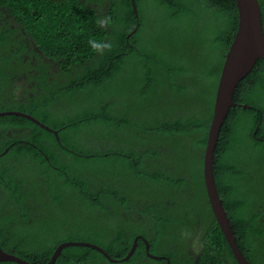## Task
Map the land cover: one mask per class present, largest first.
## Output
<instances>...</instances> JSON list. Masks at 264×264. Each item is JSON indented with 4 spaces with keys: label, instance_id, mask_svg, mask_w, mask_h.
I'll return each mask as SVG.
<instances>
[{
    "label": "trees",
    "instance_id": "obj_1",
    "mask_svg": "<svg viewBox=\"0 0 264 264\" xmlns=\"http://www.w3.org/2000/svg\"><path fill=\"white\" fill-rule=\"evenodd\" d=\"M69 1L2 0L21 25L5 24L19 34L21 53L29 59L46 55L57 67L47 78L40 69L38 84L51 79L42 82L41 94L40 85L22 89L8 83L11 67L2 69L0 90L13 88V100L0 103V112L29 113L51 131L21 116H0V126L10 118L23 129L19 135L28 143L20 151L39 160L41 176L15 183L13 167L0 158V187L8 188L0 196V248L29 264H46L59 244L86 241L120 259L142 236L151 252L162 243L176 247L164 252L173 261L187 253L192 238L199 262L206 256L220 264L226 257L238 264L211 212L203 179L215 90L238 24L235 0H117L109 1L108 11V0H101L103 11L88 7L82 26L77 1ZM258 1L264 33V0ZM44 5L55 8L42 14ZM117 18L124 21L120 31ZM133 29L130 48L123 38ZM120 38L113 66L107 49ZM104 40L103 55L97 56ZM233 100L214 150V179L240 251L251 264H264V60L237 84ZM6 178L10 185H1ZM37 185H51L49 194L59 187L55 194L63 199L41 213L43 220L19 217L33 211V195L47 197ZM186 196L195 205L184 207ZM137 243L118 264H153L144 241ZM91 263L115 264L81 246L64 248L54 264Z\"/></svg>",
    "mask_w": 264,
    "mask_h": 264
},
{
    "label": "flooded vegetation",
    "instance_id": "obj_2",
    "mask_svg": "<svg viewBox=\"0 0 264 264\" xmlns=\"http://www.w3.org/2000/svg\"><path fill=\"white\" fill-rule=\"evenodd\" d=\"M72 1H76V0H72ZM109 1L117 2V0H108V1L104 2L105 3L104 9L106 11H108V9H110L112 6L109 3ZM77 2L80 4V6H78L75 3L74 4L78 8V11L81 12V15L78 14V11H75V12L77 13V15H79L78 18L82 19V22L80 23L79 26L83 25V21L88 17V15L90 16V14L87 12L88 7H93L94 9L96 8L97 11L98 10L103 11L102 5L104 3L101 0H77ZM132 6H133L132 7L133 12L137 13V9L135 8V5L133 3H132ZM69 8L72 11H74L71 7H69ZM115 21L118 22L117 31H120L123 28H125V26L123 24L124 21L119 20L118 18ZM6 23H11V25H15V26L20 27V24H18L16 22V20L13 16V13L10 11L9 8H7L5 5H3L2 0H0V25H2V27L0 28V73H1L0 77L3 76V74H2L3 67L8 65L9 67H11L7 71L8 74L10 75L8 78H6V79H8V83L13 81L17 84L16 87L22 86V89L31 88V86H35V85L37 87L38 85H40V89H41L40 94H41L42 93V86H41L42 82L43 81H50L51 79H45V80L40 79L39 84H38V79L40 78L39 75H41L40 69L42 68L44 70V74H45L46 78L49 77L50 75L52 76L53 72L56 70L57 62L55 61V59H50L46 55H43L40 58H33V59H29L27 55H23V53H21V49H19L20 45H21V42L18 40V38L20 37L19 34H17V33L14 34L12 32H8V30L5 26ZM12 28H13V26L10 27V29H12ZM179 29L182 31L185 30L184 24L180 25ZM6 32H8V34H6ZM112 35L114 36V34H112ZM29 41H30L31 45H33L36 49H38V45L35 42V40L30 39ZM112 41H110L111 45L116 44L119 40L114 41L113 43H112ZM106 43H107L106 40L102 41L101 46L98 48V50L100 51L103 47H105ZM15 51H17V53H15ZM98 53L99 52H97V54ZM95 58H97V57H95ZM26 61H33L31 63V66H32L31 68H26L23 66V64ZM42 62H45V65L43 67H42ZM91 65H94V64H90V66ZM3 78H4V76H3ZM12 89L13 88H4L3 87L0 90V97H1L0 103H3V105H4V103L6 101L13 100L12 96H11V93H13ZM3 94H7V96L6 97L2 96ZM31 95H32V93H30V96ZM19 99L23 101V99L20 96H19ZM243 106L247 107V105H243ZM18 107H20V106H18ZM17 112H21L22 114L29 115V113H26L23 111H17ZM14 116H17V115H14ZM17 129L18 128L14 127L13 123H11L10 118H6L5 122L2 123V125L0 126V140H1V142H0V158H2V159L5 158L7 163L13 167L12 180L15 183L19 182V181H23V180H25L27 182L29 179L34 178V177H40L41 178L39 172L36 171V167L38 166L39 160H34L32 158L31 153H29V152L20 151L22 143L26 144L28 142L22 137V135H19V133L23 129L22 128L20 130H17ZM56 138L58 140V136ZM43 143L47 144L45 141H43ZM46 147H53V145L46 146ZM40 151L43 155L46 156V154L44 153V152H46L44 150V148H41ZM1 185H10L9 179L8 178L2 179ZM50 186L51 185H48V186L47 185H37V188L41 192H43V194L47 195V197L43 198V200H40V198L33 195L30 199V202H29L31 205L30 207L32 208L33 211H31V212L22 211L21 213H19V217L23 218V216H25V217H28L29 220H31V218H38L40 220H43L45 218V216H43L41 213L44 210H53L55 208V200L57 198L63 199L62 197H59L55 194V191H57L59 187L55 188L52 194H49L48 189ZM88 186L90 188H92L93 185H88ZM191 187H192L191 189H196V185H191ZM257 190L259 192V189H257ZM7 191H8V188L5 189V188H3V186H1L0 187V196L3 197V195L6 194ZM50 191H52V190L50 189ZM74 191L78 194V192L76 190H74ZM255 195H257V194H255ZM48 196H50V198H48ZM180 199L182 200L183 197H180ZM182 203H184V207H188L189 203L195 205L194 201L192 199H190L188 196L184 197V201ZM16 205L18 206L19 204H16ZM66 205H68V204L66 203ZM189 208H191V207H189ZM170 210L172 212L175 211V212H178L179 214H181L180 209L174 210L171 208ZM170 210H168V211H170ZM193 210L194 209L191 208V212ZM192 214L194 216H196L198 214V211H194ZM236 235H238V237L240 235L238 230L236 231ZM137 237L141 238L144 241V243L146 245L145 246L146 255L151 259V261H153V264H211V262H212L211 257H206V256H205L204 260L199 262L198 256L200 257L201 255L197 253V245L192 238H190L186 241L187 253H183L182 256L175 257L176 260L172 261L171 256H173V255L167 256L164 252L166 251V248L169 251L170 249H176V247L173 248L172 245L169 244V248H168L167 246H165V243H162V244H160L161 246H157L155 249L153 247L155 252H151L150 251L151 244H149L147 239L142 237V236H137ZM66 242H86V241H66ZM117 242L119 244L125 243V241H117ZM117 242H115V243H117ZM88 243H90V242H88ZM202 243H204V240H202ZM92 244H94V243H92ZM136 245L138 246V243H136ZM137 246H136V248H137ZM136 248H135V250H136ZM130 249H132V246ZM130 249H129V251H130ZM102 250L109 256V254L106 252L105 249H102ZM199 251H200V249H199ZM128 252H127V254H128ZM133 252H135V251H133ZM99 254L103 255L101 253H99ZM127 254H126V256H127ZM103 256L105 257V255H103ZM124 259H125L124 257H122L120 259H117V258L112 259L113 261L111 263L118 264V262L122 263V262H125L128 260V259H126V260H124ZM263 260H264V251H263ZM217 262H219L220 264H231L230 262H228L226 257H220L219 261H217ZM91 264H93V263H91ZM101 264H109V263H101Z\"/></svg>",
    "mask_w": 264,
    "mask_h": 264
},
{
    "label": "water",
    "instance_id": "obj_3",
    "mask_svg": "<svg viewBox=\"0 0 264 264\" xmlns=\"http://www.w3.org/2000/svg\"><path fill=\"white\" fill-rule=\"evenodd\" d=\"M238 12V24L235 35L230 43L222 68L218 77L217 87L215 90L212 117L209 123L207 140L204 150L203 160V179L207 191L208 200L213 216L222 232L225 240L229 244L236 260L239 264H247L235 245L232 229L223 209L221 199L218 195L213 172L214 150L218 140V135L222 125L225 122L227 113L235 104L233 95L237 84L252 71L258 59L264 60V33L262 28L261 9L258 0H235ZM246 107V106H243ZM17 115L24 117L46 130L49 127L41 124L38 120L30 115L22 114L17 111H3L0 116ZM57 137V132L54 131ZM81 246L89 247L100 253H103L110 261L106 253L96 245L85 242H64L56 247L49 261L46 264H54L60 256L62 250L66 247ZM135 243L126 259L134 251ZM14 262L17 264H29L25 260L6 253L0 248V262Z\"/></svg>",
    "mask_w": 264,
    "mask_h": 264
},
{
    "label": "bare ground",
    "instance_id": "obj_4",
    "mask_svg": "<svg viewBox=\"0 0 264 264\" xmlns=\"http://www.w3.org/2000/svg\"><path fill=\"white\" fill-rule=\"evenodd\" d=\"M77 1V0H76ZM259 2V1H258ZM76 4H78V2L76 3ZM260 4V3H259ZM136 8V7H135ZM260 9H261V5H260ZM261 17H262V10H261ZM263 28V27H262ZM136 33V30L135 29H133L132 30V32H130V33H126L125 35H124V38L123 39H126L127 38V41H126V43H124V44H126V45H128V46H130V48L133 46L132 45V42H130V37L129 36H131V35H133V34H135ZM140 34H143V35H145L146 37H148L149 36V33H147V32H141ZM129 37V38H128ZM122 41V38H120L119 39V41L116 43V44H113V45H110V46H112V48H111V50H109V48L107 49V51H108V54H107V62L109 61V62H112L113 63V66H115L116 65V62H117V52H118V48H119V44H120V42ZM122 47H123V45H122ZM103 48H105V47H103ZM102 50V49H101ZM100 50V51H101ZM99 51V53L97 54V56L98 55H103L101 52ZM114 51H117L116 53L114 52ZM107 64V63H106ZM123 69H124V66L122 67ZM213 110V109H212ZM227 115H228V113H227ZM227 117V116H226ZM226 120V119H225ZM219 136V135H218ZM217 144V143H216ZM206 145V144H205ZM204 150H205V148H204ZM203 160H204V156H203ZM213 164H214V158H213ZM204 186H205V183H204ZM205 190H206V187H205ZM206 193H207V191H206ZM208 197V196H207ZM222 202V201H221ZM210 204V203H209ZM222 206H223V204H222ZM211 208V207H210ZM224 209V208H223ZM225 210V209H224ZM211 212H212V210H211ZM226 212V211H225ZM226 217H227V212H226ZM227 219H228V217H227ZM228 221H229V224H230V220L228 219ZM230 226H231V224H230ZM231 229H232V227H231ZM232 234H233V238H234V242H235V245L237 246V248H238V251L240 252V254H241V256L244 258V260L246 261V263L247 264H251L247 259H246V257L242 254V252L240 251V249H239V246H238V244H237V241H236V238H235V235H234V233H233V230H232ZM137 239H138V237L137 238H135V240H134V243H135V247H134V251H135V248H136V243H137ZM85 243H88V242H85ZM133 243V244H134ZM90 244H92V243H90ZM93 245H96V244H93ZM229 245V244H228ZM97 246V245H96ZM133 246V245H132ZM99 247V246H98ZM99 248H101V247H99ZM130 251H131V249H130ZM130 251L128 252V254L130 253ZM231 252H232V250H231ZM100 253V252H99ZM134 252H132V254H133ZM101 254H103V253H101ZM127 254V255H128ZM131 254V255H132ZM232 254H233V252H232ZM104 255V254H103ZM107 255V254H106ZM131 255H130V257H131ZM108 256V255H107ZM233 256H234V254H233ZM106 257V256H105ZM109 258H110V256H108ZM107 258V257H106ZM124 258H126V256L124 257ZM234 258H235V256H234ZM108 259V258H107ZM111 259V258H110ZM109 260V259H108ZM112 260V259H111ZM235 260H236V258H235ZM110 261V260H109ZM237 261V260H236ZM110 262H112V261H110ZM237 263H238V261H237ZM239 264V263H238Z\"/></svg>",
    "mask_w": 264,
    "mask_h": 264
},
{
    "label": "clouds",
    "instance_id": "obj_5",
    "mask_svg": "<svg viewBox=\"0 0 264 264\" xmlns=\"http://www.w3.org/2000/svg\"><path fill=\"white\" fill-rule=\"evenodd\" d=\"M66 1H69V0H66ZM70 2V1H69ZM42 8V14H47V13H50L54 8L55 6H49V5H44V6H41ZM49 25V24H48ZM21 26V25H20ZM22 29V28H21ZM28 39L30 40H33L34 38H31L28 36ZM2 112V111H1ZM40 126V125H39ZM51 131V130H50ZM54 133V132H53Z\"/></svg>",
    "mask_w": 264,
    "mask_h": 264
}]
</instances>
